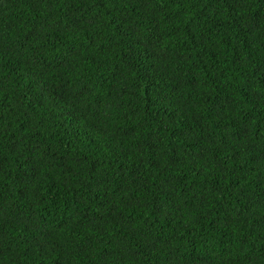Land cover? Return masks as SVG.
I'll use <instances>...</instances> for the list:
<instances>
[{
  "label": "trees",
  "instance_id": "16d2710c",
  "mask_svg": "<svg viewBox=\"0 0 264 264\" xmlns=\"http://www.w3.org/2000/svg\"><path fill=\"white\" fill-rule=\"evenodd\" d=\"M0 264H264V0H0Z\"/></svg>",
  "mask_w": 264,
  "mask_h": 264
}]
</instances>
